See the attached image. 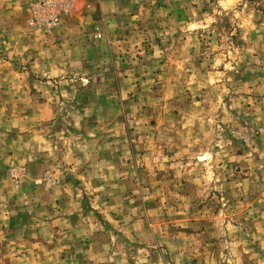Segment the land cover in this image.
<instances>
[{
  "label": "rangeland",
  "instance_id": "1",
  "mask_svg": "<svg viewBox=\"0 0 264 264\" xmlns=\"http://www.w3.org/2000/svg\"><path fill=\"white\" fill-rule=\"evenodd\" d=\"M0 264H264V0H0Z\"/></svg>",
  "mask_w": 264,
  "mask_h": 264
},
{
  "label": "built area",
  "instance_id": "2",
  "mask_svg": "<svg viewBox=\"0 0 264 264\" xmlns=\"http://www.w3.org/2000/svg\"><path fill=\"white\" fill-rule=\"evenodd\" d=\"M76 0H29L28 23L34 29L50 31L61 24ZM88 6L95 0H84Z\"/></svg>",
  "mask_w": 264,
  "mask_h": 264
},
{
  "label": "crops",
  "instance_id": "3",
  "mask_svg": "<svg viewBox=\"0 0 264 264\" xmlns=\"http://www.w3.org/2000/svg\"><path fill=\"white\" fill-rule=\"evenodd\" d=\"M99 1H97L98 3ZM28 3H29V0H22V5H23V11H24V16H25V20L27 19L28 17ZM46 37V35H45ZM48 37V36H47ZM21 53H24L23 50Z\"/></svg>",
  "mask_w": 264,
  "mask_h": 264
}]
</instances>
